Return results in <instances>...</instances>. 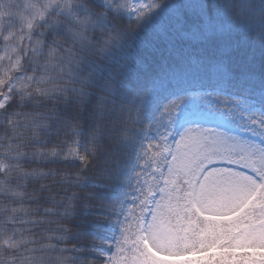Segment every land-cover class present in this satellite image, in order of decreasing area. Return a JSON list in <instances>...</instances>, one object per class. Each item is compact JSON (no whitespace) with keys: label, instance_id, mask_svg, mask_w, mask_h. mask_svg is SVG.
Segmentation results:
<instances>
[{"label":"snow or ice","instance_id":"obj_1","mask_svg":"<svg viewBox=\"0 0 264 264\" xmlns=\"http://www.w3.org/2000/svg\"><path fill=\"white\" fill-rule=\"evenodd\" d=\"M0 45V264H264V0H17ZM213 100L262 144L189 129L132 164L157 107Z\"/></svg>","mask_w":264,"mask_h":264},{"label":"rangeland","instance_id":"obj_2","mask_svg":"<svg viewBox=\"0 0 264 264\" xmlns=\"http://www.w3.org/2000/svg\"><path fill=\"white\" fill-rule=\"evenodd\" d=\"M17 0H0V19L5 18L6 14H12L13 18L16 15ZM11 54V48L7 45H0V56H8ZM187 102L181 106L178 115L174 121L170 124L163 114V109L160 110L156 116V128L154 136L150 141L158 142L162 137L159 132L163 130L164 135H168L172 140H179V138L189 129H209L224 133L230 137H236L241 140H246L256 144H262V141L258 135H252L249 131L251 125L248 123L247 117L256 112L241 113H226L223 111L216 112L208 109H193L192 111L184 109ZM184 109V110H183ZM162 159V158H161ZM149 164H153L152 168H149ZM161 167H164L161 164ZM139 171L142 172L140 177L141 184L145 180H148L149 184L155 183L153 176H158V172L155 169V163L149 157L143 158V162L139 166ZM135 194L140 195L139 190L135 188ZM168 259L167 257H163ZM194 256L184 257L183 259H195Z\"/></svg>","mask_w":264,"mask_h":264},{"label":"trees","instance_id":"obj_3","mask_svg":"<svg viewBox=\"0 0 264 264\" xmlns=\"http://www.w3.org/2000/svg\"><path fill=\"white\" fill-rule=\"evenodd\" d=\"M221 95H224V96H227L228 95V93H226V92H221ZM186 106L187 107H185L184 109H186V110H190V111H192L193 109H196V108H194V106L191 104V103H188L187 102V104H186ZM193 108V109H192ZM163 108L162 107H157L154 111H153V113L151 114V122H152V124H153V128H152V130L147 134V136L146 137H141V142L140 143H138L137 144V146H136V149L134 150V152H133V154H132V164L133 165H135V166H138V165H136V161H135V157H136V155L137 154H139V152H140V148H141V145L143 144V145H146L150 140H151V138L154 136V132H155V130L157 129V128H159V126L157 125V128H156V125H155V122H156V116L158 115V113L160 112V110H162ZM183 109V110H184ZM199 109H208V110H210V111H216V112H221V111H223V113L224 112H228V113H235V112H238V113H246V112H249V113H252V112H258L259 110L258 109H254V108H245V109H239V110H230V107H226L223 103H221V102H219V101H216V100H213L211 103H209V104H207V105H205V106H203L202 108H199ZM164 131L163 130H161L160 132H159V135L161 136V137H164L165 135H164V133H163ZM143 162V158L140 160V162H139V166H140V164ZM138 171H139V167H138ZM133 172H134V167H130L129 169H128V175H132L133 174ZM125 190H126V192H128L129 193V197H128V199H129V207H134L135 205H134V203H133V201L135 200V198H136V194H134L133 195V193H135V182H133V187L131 188V185H126L125 186ZM70 246V245H69Z\"/></svg>","mask_w":264,"mask_h":264}]
</instances>
